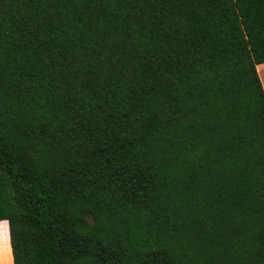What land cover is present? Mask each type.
<instances>
[{
	"label": "trees",
	"instance_id": "16d2710c",
	"mask_svg": "<svg viewBox=\"0 0 264 264\" xmlns=\"http://www.w3.org/2000/svg\"><path fill=\"white\" fill-rule=\"evenodd\" d=\"M263 64L264 0H0L13 264H264Z\"/></svg>",
	"mask_w": 264,
	"mask_h": 264
},
{
	"label": "crops",
	"instance_id": "0c3cea01",
	"mask_svg": "<svg viewBox=\"0 0 264 264\" xmlns=\"http://www.w3.org/2000/svg\"><path fill=\"white\" fill-rule=\"evenodd\" d=\"M262 68H264V64L258 67V71L262 76L264 85V74ZM0 264H13L10 233L8 231L3 233L0 232Z\"/></svg>",
	"mask_w": 264,
	"mask_h": 264
},
{
	"label": "rangeland",
	"instance_id": "374dc122",
	"mask_svg": "<svg viewBox=\"0 0 264 264\" xmlns=\"http://www.w3.org/2000/svg\"><path fill=\"white\" fill-rule=\"evenodd\" d=\"M262 70H263V74H264V68H262ZM260 77L262 79L261 74H260ZM262 82H263V79H262ZM6 231H8L10 233V231H9V223H8L7 220H1L0 221V232L3 233V232H6Z\"/></svg>",
	"mask_w": 264,
	"mask_h": 264
}]
</instances>
